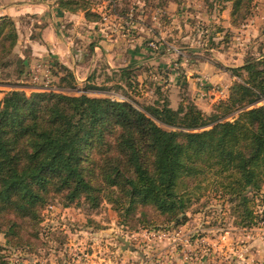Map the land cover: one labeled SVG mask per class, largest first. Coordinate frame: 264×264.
Returning <instances> with one entry per match:
<instances>
[{"label": "trees", "instance_id": "1", "mask_svg": "<svg viewBox=\"0 0 264 264\" xmlns=\"http://www.w3.org/2000/svg\"><path fill=\"white\" fill-rule=\"evenodd\" d=\"M98 1L58 0V7L83 12L93 23L137 20L119 8V0ZM200 1L211 17L216 9L229 10L236 30L256 7V0ZM23 23L0 17V85L12 89L0 99V231L9 245L23 247L31 236L39 237L43 211L55 200L63 208L83 202L91 210L106 202L131 227L154 224L152 212L176 229L189 222L194 202L212 190L229 201L242 227L257 224L254 198L264 185L262 48L258 55L249 51L242 66L218 65L233 82L227 97L207 112L187 96L174 105L163 92L169 73L161 68V84L147 78L140 83L133 66L116 70L104 63L109 76L103 85L93 82L100 75L93 70L79 95H70L78 90L76 76L54 60L43 69L51 84L26 86L31 67L29 54L19 52L27 34ZM211 27L212 49L216 33L225 32L224 43L234 37L213 21ZM14 76L16 82H7ZM23 88L40 90L28 95ZM145 88H154V99L140 110L130 95L141 97ZM115 90L127 91L128 100L90 96ZM1 255L0 264H7Z\"/></svg>", "mask_w": 264, "mask_h": 264}, {"label": "rangeland", "instance_id": "2", "mask_svg": "<svg viewBox=\"0 0 264 264\" xmlns=\"http://www.w3.org/2000/svg\"><path fill=\"white\" fill-rule=\"evenodd\" d=\"M119 2V8H127L132 18L137 20L123 23L111 17L104 24L101 34L105 42L100 46L98 41L94 40L97 46L94 48L93 56L87 57L82 53L79 58L75 57L78 67L74 66L73 69L79 78L78 90L67 91L68 94L79 95L78 91L85 88V79L93 70H97V75L100 73L93 82L96 85H103L109 76L104 75L105 59L121 68L130 66L136 68L135 74L140 83L147 78L149 83L161 84L160 79L165 74L159 69L165 70L169 74L163 92L170 96L174 105L182 97L187 96L198 107L208 112L215 102L227 97L229 88L226 85L230 87L233 81H229L226 75L217 73L219 70L226 73L218 65L222 64L227 68L235 66L239 58L236 54L243 51H237L238 40L223 42L225 32L217 31L215 49L211 48L210 38L215 32L211 27L212 21L216 26L224 28L227 25L229 10L219 14V9H216L211 17L210 9L200 0H166L165 3L163 0ZM255 2L254 14L249 21L255 18L256 24L262 22L259 30L262 29L264 33V0ZM25 23L22 29L27 30L29 26ZM236 33L234 32V36H237ZM22 35L19 52L28 54L30 49L26 38L28 34ZM243 40L247 43L249 51L258 55V50L262 48L264 52V34L262 47L259 41L254 43L251 34L245 35ZM85 46L86 54L90 55L87 43ZM103 47L107 50L104 51L107 56L100 50H103ZM115 50H120V53L115 55ZM117 54L119 59L116 57ZM89 63H93L92 68ZM45 65L46 63L33 64L31 74L27 80L23 79V84L26 86L41 85L43 82L51 84L45 73L43 74ZM148 68L150 70L146 71ZM211 75L213 79L210 80ZM196 77L197 81L193 79ZM45 79L46 81H43ZM190 79H193V82L189 81ZM7 82H16L15 76ZM23 89L28 95L35 92L29 88ZM11 90L0 85V99ZM153 90L154 88L152 90L145 88L141 97L130 95L138 109L141 110L143 105L152 102ZM90 96L123 101L128 100L129 93L127 95V91L125 93L124 90H115L109 94L91 93ZM254 200L253 209L258 218L257 224L251 227H242L239 224L240 219L234 213L233 206L221 196V193L210 190L196 200L189 211V223L190 226L193 225L190 230L196 235L199 244L198 248L187 251V261L183 259V246L177 237L182 233L181 228L187 224L171 229L162 225L160 221L162 219L151 212L149 220L154 224L147 227L124 226L117 212L106 202H102L100 208L91 210L83 202L63 208L58 200L43 211L41 233L37 238L28 236L29 241L24 244L26 247L9 245L4 233L0 231L2 248L0 254L7 264H229L234 262L232 258L239 264H247V261L254 264L256 257L249 246L260 238L262 240L264 235V185ZM188 236L190 239L191 236ZM120 237L129 242L126 250L121 249L123 244L119 242ZM226 237L234 242L235 247L239 246L240 251L237 249L235 253L228 252L226 255V251L220 248ZM192 240L195 241V238ZM214 249L216 254L214 253V257L211 258ZM192 257L193 260L190 259Z\"/></svg>", "mask_w": 264, "mask_h": 264}, {"label": "crops", "instance_id": "3", "mask_svg": "<svg viewBox=\"0 0 264 264\" xmlns=\"http://www.w3.org/2000/svg\"><path fill=\"white\" fill-rule=\"evenodd\" d=\"M102 4L103 5H99V7H97L96 11L99 13L104 9L105 2ZM2 16L11 17L16 22V24L26 22V24L29 26L27 29L28 37L26 38L30 48L28 49V54L30 56V67H32L33 64L35 65V63L42 64L56 60L71 69L76 76L77 81H79V78L73 69L74 66L78 67L75 57L76 59L79 58L82 53H84L87 57L91 55L93 56L95 52L94 48L97 46V42L94 40H97L100 46L105 42V39L101 34L104 24L88 22L83 12L73 14L60 9L58 7V0H0V17ZM226 24L227 25L224 26V28L230 29L233 32H237L235 34L237 36L233 37V40H238L237 42L239 49L237 51H243L236 54L239 57L238 64L232 67L242 66L245 56L249 52V48L247 47L245 40H243V37L245 35L248 36L251 34L254 43L259 41V44L262 47V35L264 33L262 32V29L259 30L260 27H262V22L260 24H256L255 18H252L239 30H236L231 26L230 17L228 15ZM36 31H38V33ZM73 40L75 43H73ZM93 41V51L90 53V55H88L86 54L85 44L87 43V46H89ZM100 50L102 51V54L105 55L104 51H107L106 48L103 47V50ZM114 53L116 55V53H120V50H115ZM105 56H107V54ZM116 57L118 59L120 58L118 57V54ZM104 61H106L104 63L109 69H121L120 66L113 65L110 61L105 59ZM90 67H93V63L90 64ZM218 72L219 75L224 74L229 78V81H233V78H231L229 74L220 70L217 71V73ZM88 77H86L85 81ZM216 77L219 79L218 76ZM211 78L213 79V75L210 76V80ZM193 79L197 81L198 77ZM193 79H190L189 81L193 82ZM221 79L224 78L222 77ZM226 86L229 88V85ZM29 89L34 91L40 90L33 88ZM192 227L193 225L190 226V223L188 222L186 226L181 228L182 235L180 238H178L180 244L183 246V259L185 261L188 260L187 251H190L191 248H198L197 245L199 244V240L196 239V235L192 234L193 231L190 230ZM188 235L191 236L190 239ZM193 238H195V241L192 240ZM188 239L190 240V243L188 242ZM231 241L232 240L230 238L228 239L226 237L223 242L224 244L220 247L223 248L224 252L226 251V255L228 252L235 253L237 249L240 251L239 246L235 247L234 242ZM249 248L250 251L252 250L253 254H255L254 257H256V262L254 264H264V238H262V240L261 238L260 240L258 239V241L253 243L252 246H249ZM215 251L216 250L214 249L213 253L210 255L211 258L214 257ZM200 252H202V250H200ZM204 255H206V253ZM190 259L193 260V257ZM232 260H234V262H229V264H239L238 261H235V258H232ZM246 263L249 264L250 261H247Z\"/></svg>", "mask_w": 264, "mask_h": 264}, {"label": "water", "instance_id": "4", "mask_svg": "<svg viewBox=\"0 0 264 264\" xmlns=\"http://www.w3.org/2000/svg\"><path fill=\"white\" fill-rule=\"evenodd\" d=\"M119 242L123 244V246L121 247L122 250H126L128 248L129 242L125 238L120 237Z\"/></svg>", "mask_w": 264, "mask_h": 264}, {"label": "built area", "instance_id": "5", "mask_svg": "<svg viewBox=\"0 0 264 264\" xmlns=\"http://www.w3.org/2000/svg\"><path fill=\"white\" fill-rule=\"evenodd\" d=\"M42 71V70H41ZM226 93V92H225ZM264 222V221H263ZM178 238L181 237V233L179 235H177ZM262 238H264V235H262ZM188 242H189V239H188Z\"/></svg>", "mask_w": 264, "mask_h": 264}]
</instances>
